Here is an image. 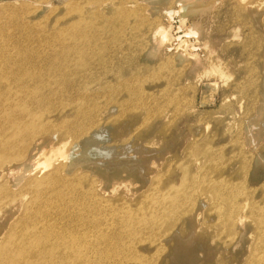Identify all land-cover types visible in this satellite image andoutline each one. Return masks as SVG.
Here are the masks:
<instances>
[{"label": "rangeland", "instance_id": "obj_1", "mask_svg": "<svg viewBox=\"0 0 264 264\" xmlns=\"http://www.w3.org/2000/svg\"><path fill=\"white\" fill-rule=\"evenodd\" d=\"M0 68V253L264 264V0H0Z\"/></svg>", "mask_w": 264, "mask_h": 264}, {"label": "bare ground", "instance_id": "obj_2", "mask_svg": "<svg viewBox=\"0 0 264 264\" xmlns=\"http://www.w3.org/2000/svg\"><path fill=\"white\" fill-rule=\"evenodd\" d=\"M184 2H188L189 0H182ZM186 5H189L186 4ZM182 6V5H181ZM192 6V5H191ZM156 46V45H155ZM1 71H6L5 68H0V95H2V92H4V95H7L6 94V89L9 88L10 86V81L8 78L6 77H1ZM261 103V102H260ZM264 105V102L263 104ZM105 115V114H104ZM107 118V117H106ZM93 138V135L92 133H88L85 135V138L84 140H91ZM51 137H50V133L48 132H43V133H38V134H35L32 141H28L27 138L24 142V148H25V151L27 153H29L30 150L31 153L34 151H36L35 154H45V147L47 145V143L50 141ZM81 143V142H80ZM79 143V144H80ZM76 144V143H75ZM83 145V144H82ZM81 145V147H82ZM85 145V144H84ZM89 146V144H87ZM50 148V147H49ZM48 149V148H46ZM53 149V148H52ZM50 151V150H49ZM26 153V154H27ZM30 153V154H31ZM52 153L53 151L51 152V156H52ZM75 153V152H74ZM79 153V152H78ZM77 153V154H78ZM88 153V152H87ZM30 154L27 155L28 158L26 160H24V168H25V171H26V168H29V171L27 172H30V171H33V169L36 167L37 168V165H38V162L37 160L38 159H33V157L30 158ZM57 154V153H56ZM76 154V153H75ZM55 155V154H54ZM53 155V156H54ZM59 155V154H58ZM45 156V155H43ZM49 155H47L48 157ZM62 156H63V153H62ZM62 156H59V157H62ZM40 157V156H38ZM42 157V156H41ZM40 157V158H41ZM47 157H44V158H47ZM39 158V160H40ZM63 158V157H62ZM48 159H50V157H48ZM52 159V158H51ZM129 159V158H128ZM45 160V159H43ZM61 160V159H60ZM47 161V160H46ZM55 161V160H54ZM53 161V162H54ZM64 161V160H63ZM43 162V161H42ZM41 162V163H42ZM52 162V161H51ZM40 163V161H39ZM43 164V163H42ZM84 164V163H83ZM128 163L124 164L125 166L127 165ZM40 165V164H39ZM38 165V166H39ZM22 167V166H21ZM35 168V169H36ZM40 168V167H39ZM39 168H37L36 170L38 171ZM21 169V168H20ZM31 169V170H30ZM34 169V170H35ZM44 169V167H43ZM28 170V169H27ZM86 170V169H85ZM20 171V170H19ZM45 171V170H43ZM92 171V170H91ZM93 172V171H92ZM33 173V172H32ZM25 174V173H24ZM33 175V174H32ZM100 175V173H99ZM123 175H125V172L123 173ZM22 176V175H21ZM25 176V175H24ZM101 177V175H100ZM56 179V178H55ZM63 181V180H62ZM65 181V180H64ZM69 181V180H68ZM110 190V189H109ZM63 190H60L59 191V195L61 196V194H63V192H61ZM172 197V195H171ZM89 200V199H88ZM80 204V203H79ZM201 204V201L198 203V207L199 205ZM78 205V204H77ZM79 206V205H78ZM76 207V206H75ZM198 210V209H197ZM7 212V211H6ZM198 211L195 212V214H197ZM7 214V213H6ZM5 215V214H4ZM135 217L132 218V224L133 225H136L135 220H140L139 218L142 217L141 216V213H136L134 214ZM154 215V213L152 214ZM156 216H159L158 214ZM132 217V216H131ZM196 217H199V215H197ZM1 218V217H0ZM3 219V217H2ZM1 221V220H0ZM4 222V221H3ZM2 222V223H3ZM137 229V227H135ZM1 233V232H0ZM10 235L11 233L8 232L7 234V240L5 241V246L3 247L2 249V253H0V264H83V260H82V257L79 255L78 256V253L77 254H74L75 257L73 258H70V250L67 249L66 245L63 244V242L61 243V248L60 251H57V252H54L51 250V246L49 244V242H47V239H40L38 240L37 238H31V235L29 237H21L22 240L21 241H17V242H14L11 246V240L8 239L10 238ZM54 239V238H53ZM56 246H59L60 243L59 242H56ZM179 246V245H178ZM54 247V245H53ZM180 247V246H179Z\"/></svg>", "mask_w": 264, "mask_h": 264}]
</instances>
